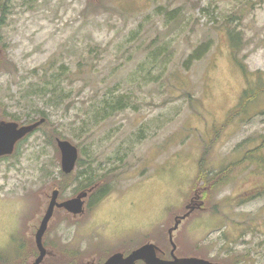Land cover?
I'll return each instance as SVG.
<instances>
[{"label":"rangeland","instance_id":"1","mask_svg":"<svg viewBox=\"0 0 264 264\" xmlns=\"http://www.w3.org/2000/svg\"><path fill=\"white\" fill-rule=\"evenodd\" d=\"M257 85L264 0H16L0 26V121L27 126L40 110L47 121L0 158V259L34 262L52 193L59 203L81 195L74 177L90 167L110 193L84 198L78 215L54 210L42 264H91L146 244L164 259L175 246L178 259L264 264V162L245 159L264 140V91L229 120ZM37 86L55 91L37 99ZM121 96L128 107L108 115ZM57 140L82 161L68 176Z\"/></svg>","mask_w":264,"mask_h":264},{"label":"water","instance_id":"2","mask_svg":"<svg viewBox=\"0 0 264 264\" xmlns=\"http://www.w3.org/2000/svg\"><path fill=\"white\" fill-rule=\"evenodd\" d=\"M43 121L44 120L42 119L41 121L28 126H18L13 122H0V157L11 155L15 144L26 135L32 133ZM57 147L61 157V170L64 174L68 175L75 169L78 160V150L75 146L65 140H57ZM57 196L58 192L54 191L41 225L36 233V247L39 256L33 264H40L45 257L46 251L41 244V238L47 228V223L49 222L55 207L62 208L72 215L82 213L83 199L86 198L85 193L61 204H57ZM170 242L172 244L171 237ZM174 250L175 246H173L171 251V260H163L157 256L158 250L154 245L146 244L132 251L127 256H124L121 253H116L110 256L102 264H136L139 261L144 264H217L198 258L178 259L174 256Z\"/></svg>","mask_w":264,"mask_h":264},{"label":"trees","instance_id":"3","mask_svg":"<svg viewBox=\"0 0 264 264\" xmlns=\"http://www.w3.org/2000/svg\"><path fill=\"white\" fill-rule=\"evenodd\" d=\"M16 0H0V26L3 24V20L5 18V15L7 14V11H8V8L10 7V5H12V3H14ZM24 4H30L32 3L34 0H21ZM93 1H99V0H93ZM31 6V5H30ZM29 6V7H30ZM159 13L161 14V9H159ZM179 15V10H174V11H171V12H165V20L166 22H169L171 23L172 21L176 20L177 17ZM208 51V44L207 43H204L202 44L197 50H195V52L188 58V60L186 61V67H188L189 64H191L192 61H197V60H200L201 57ZM63 69V68H62ZM66 72L63 71V74H65ZM55 76H53L52 78V81L55 80L54 78ZM58 77H60V74L58 75ZM51 83V82H50ZM48 82H44L43 84H50ZM32 85H30L31 87ZM260 85H257V87H259ZM39 88H31L28 92L30 93V95H32L33 97L39 99V98H44V97H47L48 93L50 92H54L55 91V87H53L51 90H48V88L45 86H37ZM250 88V89H247L242 98H241V101L239 102V104L237 105V107L234 109V111L231 113L230 115V118L229 120H233L234 118H236V115H239L241 114L242 112L245 111V109L249 106V104L251 102H253L256 98V95L262 91H264V87H259V88ZM25 91V97L24 98H27L28 97V94H27V91L24 89ZM121 100H118L116 102H109V103H106V109L108 110V115L109 114H114L116 112H121L123 110H125L128 106L126 105V102L125 100L123 99L124 96H121ZM28 100V98H27ZM51 98H48V101H50ZM236 114L234 115L233 113ZM36 113V112H35ZM39 113V119L37 120H34L33 118H31V116L28 114V115H25V119H26V125H31V124H34L36 122H39L41 119H44L45 121H47L46 119V114L43 112V110H40L38 111ZM37 113V114H38ZM106 113V114H107ZM11 118L12 121L14 122H19L20 121V118H17V117H13V116H9ZM0 122H5V121H0ZM18 124V123H17ZM41 125V124H40ZM19 126H22V125H19ZM30 134H28L27 136H29ZM26 136V137H27ZM25 137V138H26ZM25 138H23L21 141H23ZM20 142V141H19ZM18 142V143H19ZM17 143V144H18ZM16 144V145H17ZM15 145V147H16ZM262 147H264V140H262V143L260 146H258V148L254 151V152H249L247 154H245V159H249V160H255V163L257 164H261L262 162H264V159L261 155V149ZM258 152V153H257ZM254 153V154H258L257 156L255 155H252L250 157V155ZM4 158V157H3ZM81 159L78 158L77 160V163H76V167H79L81 165ZM68 176V175H66ZM75 178V181L78 182V180H80L81 182L80 183V190L76 191V192H81L82 194H86V197H90L91 199V204L90 205H96L97 203H99L104 197H106L109 193H110V189H111V185L108 183V182H105L106 181V176L104 175H98V173H95L94 170H92L90 167H88L86 170H83V171H80L78 173L77 176L74 177ZM73 178V179H74ZM105 180V181H103ZM102 183L100 184V186H98L96 188V183ZM57 191V190H56ZM59 192V191H57ZM81 194V195H82ZM257 195H264V188L263 189H260L256 192ZM80 196V195H79ZM78 197V196H76ZM170 240V239H169ZM157 248V247H156ZM37 250V248H36ZM158 250V248H157ZM133 251V250H132ZM132 251L130 252H127L126 254H123L124 256H127L128 254H130ZM172 251V249H171ZM38 252V250H37ZM159 252V250H158ZM158 252H157V256L159 258H161L159 255H158ZM38 257V255H37ZM36 257V258H37ZM109 258V257H108ZM108 258H106L105 260H107ZM163 260H171V253H169L167 255V257L164 259V258H161ZM183 259V258H182ZM44 260V259H43ZM104 259H101L99 261H96L94 262L95 264H102L103 262H105ZM35 261V260H34ZM43 262V261H42ZM42 262L40 264H42ZM0 263L1 264H8L5 260H2L0 259ZM34 263V262H33ZM32 263V264H33ZM136 264H144L143 262L139 261L137 262Z\"/></svg>","mask_w":264,"mask_h":264},{"label":"flooded vegetation","instance_id":"4","mask_svg":"<svg viewBox=\"0 0 264 264\" xmlns=\"http://www.w3.org/2000/svg\"><path fill=\"white\" fill-rule=\"evenodd\" d=\"M49 203H50V202H49ZM49 203H48V205H49ZM62 203H63V202H62ZM57 204H61V203L57 202ZM48 205H47V207H48ZM56 208L59 209V210L62 209V208H58V207H56ZM62 210H63V209H62ZM43 217H44V216H43ZM43 217L38 221L39 224H38V227H37L36 230H35V234H34V244H35V246H36V239H35V236H36V233H37V231H38V229H39V227H40V225H41V222H42ZM35 223H37V219H35ZM48 223H49V222H48ZM48 223H47V227H48ZM46 232H47V228H46V230H45V232H44V234H43V236H42V238H41V244H42V246H43L44 248H45V246H44L45 242L43 241V238H44Z\"/></svg>","mask_w":264,"mask_h":264}]
</instances>
